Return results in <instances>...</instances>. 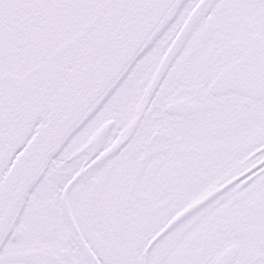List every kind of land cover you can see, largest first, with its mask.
<instances>
[{"label": "snow or ice", "instance_id": "6c2138e0", "mask_svg": "<svg viewBox=\"0 0 264 264\" xmlns=\"http://www.w3.org/2000/svg\"><path fill=\"white\" fill-rule=\"evenodd\" d=\"M0 264H264V0H0Z\"/></svg>", "mask_w": 264, "mask_h": 264}]
</instances>
